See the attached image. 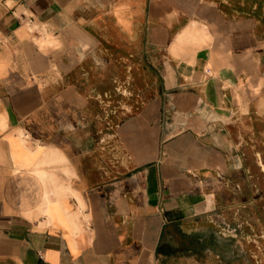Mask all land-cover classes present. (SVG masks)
I'll return each mask as SVG.
<instances>
[{"label":"crops","instance_id":"crops-1","mask_svg":"<svg viewBox=\"0 0 264 264\" xmlns=\"http://www.w3.org/2000/svg\"><path fill=\"white\" fill-rule=\"evenodd\" d=\"M0 264H264V0H0Z\"/></svg>","mask_w":264,"mask_h":264},{"label":"rangeland","instance_id":"rangeland-1","mask_svg":"<svg viewBox=\"0 0 264 264\" xmlns=\"http://www.w3.org/2000/svg\"><path fill=\"white\" fill-rule=\"evenodd\" d=\"M262 248V247H261ZM263 249V248H262ZM246 263H247V261H246Z\"/></svg>","mask_w":264,"mask_h":264}]
</instances>
